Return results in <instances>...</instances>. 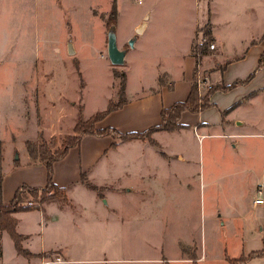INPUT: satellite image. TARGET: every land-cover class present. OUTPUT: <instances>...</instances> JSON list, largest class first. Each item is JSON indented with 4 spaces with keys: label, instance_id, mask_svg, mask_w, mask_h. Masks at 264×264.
Segmentation results:
<instances>
[{
    "label": "rangeland",
    "instance_id": "rangeland-1",
    "mask_svg": "<svg viewBox=\"0 0 264 264\" xmlns=\"http://www.w3.org/2000/svg\"><path fill=\"white\" fill-rule=\"evenodd\" d=\"M116 3L115 19L114 0H0V180L23 177L30 164L45 163L33 160L28 141L38 153L57 156L67 135L72 141L80 134L75 125L81 109L86 119L111 98L117 101L121 73L136 92L158 81L165 66L178 70L197 22L213 23L218 36L217 48L210 46L199 60L197 80L208 83L202 93L213 83L210 73L236 59L264 30V0ZM143 18L149 25L138 33ZM205 29L199 26L193 47ZM111 32L126 51L121 64L109 56ZM224 111L221 116L230 122L244 118V130L263 132L264 89ZM179 129L161 130L157 139L153 132L156 143L108 135L104 141L117 144L83 182L67 188L68 202L57 196L40 203H48L56 222L45 224L47 213L39 209L19 213L21 228L32 233L24 244L57 249L31 261L2 230L0 264H195L162 258L201 255L197 264H231L229 257L244 241L236 209L257 211L250 203L264 181V136L246 137L231 159V132L210 128L214 137H206L198 126ZM231 166L238 180L235 200Z\"/></svg>",
    "mask_w": 264,
    "mask_h": 264
},
{
    "label": "crops",
    "instance_id": "crops-1",
    "mask_svg": "<svg viewBox=\"0 0 264 264\" xmlns=\"http://www.w3.org/2000/svg\"><path fill=\"white\" fill-rule=\"evenodd\" d=\"M148 25L149 19L143 18L136 25L138 33L144 32ZM201 25L206 26L207 23L203 25L197 22L193 27V30L188 33L187 44L182 50L184 60L181 61L178 70L175 69V67L165 66L163 70H160L164 73V75L160 77L158 81L156 80L150 83L147 86V89H145V86L136 92L130 87L129 82L126 80V103H124V105L119 109L110 112L106 116L107 118L105 117L97 122V125H111L118 128L122 132L144 130L151 125L159 124L161 122V110L163 107L170 106L176 101L186 99L191 91L193 82L195 81V71L199 65V63H197L196 56L193 53V41L199 34V26ZM211 25H213V23ZM211 25V32L214 37L213 42L215 43L214 48L216 49L218 36ZM263 33L264 30L261 31L256 38H253L250 43L247 44L246 49L242 53L238 54L236 59H228L230 61L227 63L222 74L213 70L210 73V76H207L211 79L210 81L217 82L222 79L225 83L229 84L237 79H245L252 71H254L257 68L259 56L264 49V41H261ZM206 81H199L200 90H202V87L205 86V84H208ZM261 89H264V65L256 71L255 75L249 81L239 83L229 90L217 89L211 95V101L214 102V105L201 109L200 111L185 110L182 113L181 122L187 125H194V127L198 126L203 130L202 135L206 137H214L213 134L208 131L210 128L221 127V130L231 132L227 134H231V142L228 143H231L232 159V156L236 157V154L240 153L245 147L244 143L246 141V137L264 136V131H246L242 128V125L245 124L244 118H231L230 122L224 118L223 114L221 116L220 110L223 108V110L228 109V111H230L245 99H249L254 92ZM114 115L116 119L114 118L113 121L111 120L113 123L110 122L107 125V119L113 117ZM179 130H181V128ZM157 132L159 131H155L153 133L155 138ZM106 137L109 136L97 135L93 133L83 135L82 140L78 145L71 147L63 158L55 161L53 180L57 184L65 186L68 189L75 183L83 182L82 177L88 175L87 172H91L95 168L97 162L106 155L109 146H111L112 142L107 143L104 141ZM126 165L130 166V164ZM232 166L231 174L233 173V175H231V190L232 200H235V187L238 185V180L236 178L235 168ZM11 177L12 176H5L0 180V200L1 198L4 201L12 199L16 189L22 183H28L32 186H45L48 180L46 163L40 162L39 165L35 167L33 164H30L24 169L23 177L14 179ZM260 190L261 192H259ZM94 195L96 199V194ZM255 195L256 196L250 203L257 209L255 214L248 215L247 210L242 211L240 209H236V212L239 215L242 214L243 226L239 234H243L242 240L244 241H242L239 246L241 249H239L236 254L232 253L231 258L241 257L243 255L248 256L252 251L261 250L264 247V201L261 203L255 202V199L259 196L264 198V181L257 186ZM47 204H45V207L23 210L15 213L18 218L17 230L24 234L23 244L31 239L32 233L21 228V216H19V213L39 209L42 210V212L47 213L46 218L44 216L42 219L45 224L49 222L54 223L58 220V217L53 213L47 212ZM62 208L63 206L60 205V208L56 209L59 214L62 213ZM24 245L36 254L31 257V261L34 258L39 257L38 254L40 253H46L47 250L57 249V247L46 248L45 246H40L41 248L37 249L31 247L30 243H28V246L26 244ZM197 258L202 260V255ZM197 258L163 257L162 259L167 262L170 260H175L177 262H193L194 259L197 260ZM244 264H264V254L249 257Z\"/></svg>",
    "mask_w": 264,
    "mask_h": 264
},
{
    "label": "trees",
    "instance_id": "trees-1",
    "mask_svg": "<svg viewBox=\"0 0 264 264\" xmlns=\"http://www.w3.org/2000/svg\"><path fill=\"white\" fill-rule=\"evenodd\" d=\"M118 14V8L116 0H114V8L112 9V16L116 19ZM206 29L204 31V35L207 37L206 40L199 44H195L193 47V53L196 56L197 63H199L200 58L202 55L207 54L210 52V41L214 39L211 27L207 24ZM230 60H227L225 64H223L220 69H215L222 74L224 69L226 68L227 63ZM264 65V49L259 56L257 68L252 71L245 79H237L232 83H225L222 79L218 80L217 82H213L212 84L208 85L207 91L202 93L199 89V82L197 80V70L195 71V81L193 82L191 91L188 97L184 100H179L171 104L170 106L163 107L161 110V117L162 120L159 124L151 125L144 130H132L127 132H122L118 128L108 125V126H98L97 122L104 119L110 112L113 110L119 109L126 103L127 96H126V80L127 74L126 72L121 73L122 75V83L121 88L119 90V98L114 100L111 98L108 102L106 108L102 110L96 111L90 117L84 119L82 109L79 111V118L75 125V131L80 132V134H76L72 141L69 140L71 135H67L66 139L63 144V150L55 157L49 155L48 152L41 150L40 153L37 152L36 148H34L31 142L28 141L29 152L33 157V160L44 161L47 166L48 170V180L45 186H32L28 183H22L18 186L15 191V194L12 199L8 201H4L2 198L0 200V233L2 230H7L11 237L15 241V246L17 250L24 254L25 256L32 257L36 255L34 252L26 248L22 241L24 239V234L20 233L17 230V223L18 218L15 215L18 211L23 210H30L34 208H41L40 203L48 201L51 198L60 196L64 200L68 202V193L67 188L65 186H61L57 184L53 180V173H54V163L55 161L63 158L71 147L78 145L81 140L82 136L85 134L93 133L97 135H113L122 140H131L135 138H147L149 137L150 141L156 143V140L152 137V133L155 131L160 130H176L185 126L186 124L181 122L182 113L185 110L190 111H200L201 109L210 107L214 105V102L211 101V95L217 90H229L232 87L238 85L239 83H244L249 81L256 73L258 69H260ZM214 70V71H215ZM228 109L224 112L226 113ZM117 142H112L111 145H116ZM84 181V176L82 177ZM90 187L97 188L91 182H87ZM1 235V234H0ZM1 237V236H0ZM0 254H1V244H0ZM264 254V247L261 250L252 251L248 256H241L236 258H230L229 260L232 264H244L245 261L249 257L263 255ZM38 255H41L38 254ZM195 264H197V260L194 259Z\"/></svg>",
    "mask_w": 264,
    "mask_h": 264
},
{
    "label": "water",
    "instance_id": "water-1",
    "mask_svg": "<svg viewBox=\"0 0 264 264\" xmlns=\"http://www.w3.org/2000/svg\"><path fill=\"white\" fill-rule=\"evenodd\" d=\"M133 43V40H131ZM108 51L109 56L114 64H121L125 61L126 51L119 48L117 44L116 34L111 32L108 36Z\"/></svg>",
    "mask_w": 264,
    "mask_h": 264
},
{
    "label": "built area",
    "instance_id": "built-area-1",
    "mask_svg": "<svg viewBox=\"0 0 264 264\" xmlns=\"http://www.w3.org/2000/svg\"><path fill=\"white\" fill-rule=\"evenodd\" d=\"M139 1L141 2L142 0H139ZM206 39H207V37H206L205 35L202 36V37L200 38L199 42H197V44L203 42V41L206 40ZM210 46H211L212 48H214V47H215V43H214V42L210 43ZM205 81H206V80H205ZM259 192H261V190H260ZM263 201H264V198H263L262 196H259V197H257V198L255 199V202H257V203H261V202H263ZM58 260L61 261L62 259H61L60 257H58Z\"/></svg>",
    "mask_w": 264,
    "mask_h": 264
}]
</instances>
